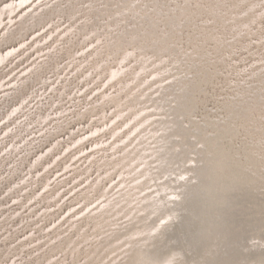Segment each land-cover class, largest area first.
I'll list each match as a JSON object with an SVG mask.
<instances>
[{"label":"rangeland","instance_id":"374dc122","mask_svg":"<svg viewBox=\"0 0 264 264\" xmlns=\"http://www.w3.org/2000/svg\"><path fill=\"white\" fill-rule=\"evenodd\" d=\"M0 264H264V0H0Z\"/></svg>","mask_w":264,"mask_h":264}]
</instances>
